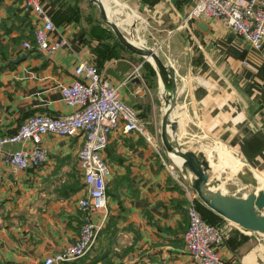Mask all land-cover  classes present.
I'll return each instance as SVG.
<instances>
[{
  "label": "crops",
  "instance_id": "0c3cea01",
  "mask_svg": "<svg viewBox=\"0 0 264 264\" xmlns=\"http://www.w3.org/2000/svg\"><path fill=\"white\" fill-rule=\"evenodd\" d=\"M83 2L87 5L74 13L67 8L70 0H39L54 26L49 37L64 41L47 55L33 47L37 20L22 0H0V136L13 134L29 115L69 113L57 85L74 78L77 63L94 65L118 86L120 99L138 112L157 148L134 132L115 129L108 135L102 151L109 167L104 226L82 257L62 264H195L182 240L185 190L193 193L159 141L164 104L158 77L115 40L97 12L92 15L88 0ZM104 3L126 37L153 50L178 76V143L185 150L201 151L218 178L225 169L234 173L232 168L241 163L254 175L264 173V41L253 51L229 27L204 16L187 18L192 0ZM87 14L93 18L90 23L84 21ZM23 41L30 47H22ZM82 141L80 134L42 135L47 161L39 169L14 170L0 158V264H36L76 239L85 215L78 208L85 187L76 160ZM19 146L6 144L4 151ZM255 180L264 179L258 174ZM102 213L87 215L97 220ZM233 228L241 238L227 241L225 235L216 247L218 255L227 264H264V240Z\"/></svg>",
  "mask_w": 264,
  "mask_h": 264
},
{
  "label": "built area",
  "instance_id": "2783aa9c",
  "mask_svg": "<svg viewBox=\"0 0 264 264\" xmlns=\"http://www.w3.org/2000/svg\"><path fill=\"white\" fill-rule=\"evenodd\" d=\"M22 6L33 14L37 25L33 28L36 50L53 54L64 45L63 39H51L54 26L42 9L39 0H22ZM204 16L229 27L246 40L253 51H259L264 41V0H192L187 18ZM21 46L29 48L23 41ZM74 78L58 84L60 99L71 110L60 116L33 114L25 117L11 135L0 136V158L5 157L14 170L39 169L47 161L41 145L44 134L73 136L80 134L82 144L77 151V169L85 187V195L78 200V208L85 212L76 239L61 251L45 256L36 264H62L82 257L94 244L106 220L104 180L109 174L102 151L108 135L115 129L123 133L134 132L157 148L145 132L138 112L119 97L118 86L110 84L87 62L73 67ZM16 143L17 149L6 152V144ZM28 145V146H25ZM186 189V188H185ZM185 212L187 223L182 234L183 248L195 264H227L216 247L225 234L217 226L206 222L195 208L194 194L188 189ZM102 211L97 220L88 213Z\"/></svg>",
  "mask_w": 264,
  "mask_h": 264
},
{
  "label": "water",
  "instance_id": "95a60500",
  "mask_svg": "<svg viewBox=\"0 0 264 264\" xmlns=\"http://www.w3.org/2000/svg\"><path fill=\"white\" fill-rule=\"evenodd\" d=\"M96 12L101 24L112 34L115 40L130 54L157 76L171 85L170 95L164 103L159 125V141L170 159H179L180 170L185 183L198 201L207 209L234 224L242 230L264 236V189L250 191L246 195H224L217 189L218 180L211 173L208 160L201 151L185 150L177 141L175 107L180 91V81L173 68L161 61L153 50L134 44L108 16L100 0H88ZM158 103V101H157ZM247 174L237 176L245 183L255 184V178L248 170ZM242 246L240 250H243Z\"/></svg>",
  "mask_w": 264,
  "mask_h": 264
},
{
  "label": "rangeland",
  "instance_id": "374dc122",
  "mask_svg": "<svg viewBox=\"0 0 264 264\" xmlns=\"http://www.w3.org/2000/svg\"><path fill=\"white\" fill-rule=\"evenodd\" d=\"M87 4L86 2H82L80 3V6L85 7ZM91 7V6H90ZM91 9H93V11L91 12L93 16L96 17V11L93 7H91ZM84 16V15H83ZM91 16V14L89 15ZM160 113V108L156 107L155 110L153 111L154 116H158ZM222 149H225L224 147H222L221 145H219ZM229 150V149H228ZM216 156L213 155L212 157V161L215 162L216 160ZM241 168V169H240ZM232 170L234 171V173H227L228 171L225 169V171L223 172V174L221 176H228V179H224L223 177L221 178V186L219 188V191H221L222 194L224 195H246L248 192L250 191H256L258 190L260 187H263L262 189H264V180L263 182H258L255 180V184H251V183H245L243 180H241L237 174L241 173V174H247L248 178L250 177V174H248V169L246 168V166L242 165L239 168H237V170H234L232 168ZM259 176L261 174V177L264 179V173H258ZM253 177H257V175H253ZM195 197V196H194ZM194 203H195V208L196 210L199 212V214L210 224L217 226L219 229H221V231L223 232V234L226 235V239L225 240H229L231 238H241L239 236H241L233 227L235 226L234 224L216 216L215 214L209 212L199 201L198 199L195 197L194 198ZM252 237H256V239H260V240H264V236L256 234V233H252ZM240 240V239H239ZM238 240V241H239Z\"/></svg>",
  "mask_w": 264,
  "mask_h": 264
},
{
  "label": "bare ground",
  "instance_id": "6f19581e",
  "mask_svg": "<svg viewBox=\"0 0 264 264\" xmlns=\"http://www.w3.org/2000/svg\"><path fill=\"white\" fill-rule=\"evenodd\" d=\"M102 3H103V6L105 8L106 11H108V6L104 3V0H101ZM110 10V8H109ZM126 18V17H125ZM128 19V18H126ZM117 21V20H116ZM119 24V23H118ZM158 77V94H159V98L161 99L162 103L164 104L167 100V98L169 97L170 95V91H171V85L168 83V81H166L165 79H162L160 76H157ZM173 161L179 165L180 161L179 159H176L173 157ZM243 164L241 163L238 167H236L235 170H237V168H239L240 166H242ZM241 169V168H240ZM252 174V176L254 175L252 173L251 170H249ZM261 172V171H260ZM214 175V174H213ZM258 175V174H257ZM261 176V174H260ZM214 177L218 180V184H217V189L219 190V185H220V180L221 178H218L217 176L214 175ZM226 176H224L223 178H225ZM250 178V177H249ZM254 191V190H253ZM221 192V191H220Z\"/></svg>",
  "mask_w": 264,
  "mask_h": 264
},
{
  "label": "trees",
  "instance_id": "16d2710c",
  "mask_svg": "<svg viewBox=\"0 0 264 264\" xmlns=\"http://www.w3.org/2000/svg\"><path fill=\"white\" fill-rule=\"evenodd\" d=\"M63 1H65V0H63ZM71 1V3H68V5H67V8H68V6H69V8H73L74 9V13H76L77 11V8L78 7H80V3H81V1L83 2V0H70ZM76 15V14H75ZM93 18L91 17V16H89V14H87V15H85L84 16V21L85 22H92L93 20H92ZM95 27H98L97 25H94ZM103 30V29H102ZM148 71L149 72H152L151 70H149L148 69ZM153 73V72H152ZM202 217V216H201ZM203 218V217H202ZM204 219V218H203ZM205 220V219H204ZM206 221V220H205ZM207 222V221H206ZM209 223V222H208Z\"/></svg>",
  "mask_w": 264,
  "mask_h": 264
}]
</instances>
